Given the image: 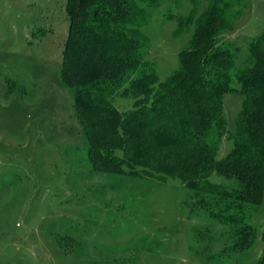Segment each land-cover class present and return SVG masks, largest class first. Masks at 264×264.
Instances as JSON below:
<instances>
[{"label": "rangeland", "instance_id": "rangeland-1", "mask_svg": "<svg viewBox=\"0 0 264 264\" xmlns=\"http://www.w3.org/2000/svg\"><path fill=\"white\" fill-rule=\"evenodd\" d=\"M225 1L233 25L225 40L234 70H242L248 43L264 32V0ZM66 4L0 0V264H256L264 255V194L246 213L251 234L242 235L239 225L196 210L177 179L125 167L103 174L89 163L73 90L60 77ZM207 7L208 0H159L149 11L141 32L160 82L178 70V53ZM180 20L189 23L179 29ZM223 101L234 132L243 98L228 93ZM132 103L114 105L127 114ZM232 148L224 139L217 157ZM209 181L235 186L215 174Z\"/></svg>", "mask_w": 264, "mask_h": 264}, {"label": "trees", "instance_id": "trees-1", "mask_svg": "<svg viewBox=\"0 0 264 264\" xmlns=\"http://www.w3.org/2000/svg\"><path fill=\"white\" fill-rule=\"evenodd\" d=\"M158 2L67 0L60 77L73 90L89 163L103 174H123L125 167L132 175L177 179L196 210L224 226L239 225L245 235L251 229L246 213L264 194V32L248 43L246 67L235 71L225 40L233 31L230 7L208 0L178 53V70L160 82L141 32ZM188 23L180 20L179 29ZM228 93L243 98L234 132L223 113ZM116 99L133 100L134 110L121 114ZM224 139L233 148L219 159ZM213 174L235 186L211 183ZM256 264H264V255Z\"/></svg>", "mask_w": 264, "mask_h": 264}]
</instances>
